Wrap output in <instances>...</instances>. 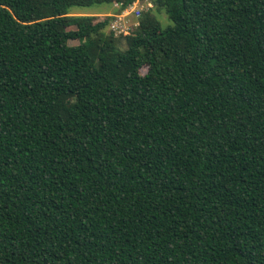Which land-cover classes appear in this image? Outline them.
Segmentation results:
<instances>
[{
  "label": "trees",
  "instance_id": "trees-1",
  "mask_svg": "<svg viewBox=\"0 0 264 264\" xmlns=\"http://www.w3.org/2000/svg\"><path fill=\"white\" fill-rule=\"evenodd\" d=\"M133 1L0 0V264H264V0Z\"/></svg>",
  "mask_w": 264,
  "mask_h": 264
},
{
  "label": "built area",
  "instance_id": "built-area-1",
  "mask_svg": "<svg viewBox=\"0 0 264 264\" xmlns=\"http://www.w3.org/2000/svg\"><path fill=\"white\" fill-rule=\"evenodd\" d=\"M113 6L116 10L111 15L108 30L114 36H120L129 34L132 29L138 27L142 12L152 8L153 5L149 0H134L127 5L115 2Z\"/></svg>",
  "mask_w": 264,
  "mask_h": 264
},
{
  "label": "rangeland",
  "instance_id": "rangeland-1",
  "mask_svg": "<svg viewBox=\"0 0 264 264\" xmlns=\"http://www.w3.org/2000/svg\"><path fill=\"white\" fill-rule=\"evenodd\" d=\"M114 3L112 4H100V5H94L91 7H72L70 8V13L71 15H87V16H94L98 19H104L106 16H111L112 14L115 13V8L113 6ZM157 18L161 22L163 27L169 26L171 23L168 21L167 16L165 13L162 11L157 14ZM70 45H76L78 44L77 41H70ZM124 48V47H122ZM143 73V70H142Z\"/></svg>",
  "mask_w": 264,
  "mask_h": 264
}]
</instances>
